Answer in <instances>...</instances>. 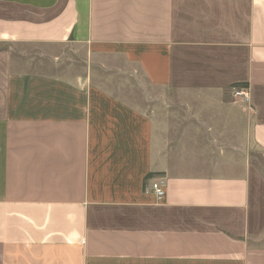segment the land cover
Here are the masks:
<instances>
[{"label":"crops","instance_id":"obj_1","mask_svg":"<svg viewBox=\"0 0 264 264\" xmlns=\"http://www.w3.org/2000/svg\"><path fill=\"white\" fill-rule=\"evenodd\" d=\"M254 153L264 0H0V264H264Z\"/></svg>","mask_w":264,"mask_h":264},{"label":"built area","instance_id":"obj_2","mask_svg":"<svg viewBox=\"0 0 264 264\" xmlns=\"http://www.w3.org/2000/svg\"><path fill=\"white\" fill-rule=\"evenodd\" d=\"M234 96L245 104L249 102V95L245 89L234 90ZM149 188L158 199L164 196V181L162 179L159 178L153 181Z\"/></svg>","mask_w":264,"mask_h":264},{"label":"rangeland","instance_id":"obj_3","mask_svg":"<svg viewBox=\"0 0 264 264\" xmlns=\"http://www.w3.org/2000/svg\"><path fill=\"white\" fill-rule=\"evenodd\" d=\"M254 155V156H253ZM253 156V160L255 162V167L259 168L260 171H262V173H264V156H262L259 153H254Z\"/></svg>","mask_w":264,"mask_h":264}]
</instances>
